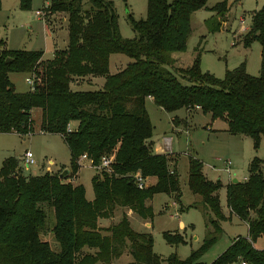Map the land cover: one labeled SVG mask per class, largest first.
Masks as SVG:
<instances>
[{
  "label": "trees",
  "instance_id": "trees-1",
  "mask_svg": "<svg viewBox=\"0 0 264 264\" xmlns=\"http://www.w3.org/2000/svg\"><path fill=\"white\" fill-rule=\"evenodd\" d=\"M209 0H147V17L132 21L137 36H121L114 4L107 0H50L47 11L65 15L68 46L56 51L54 59L43 60L42 51H9L0 45V134L32 133V111L42 113L41 132L60 135L71 154L70 175L45 173L23 177L18 161L6 159L0 168V264H112L126 250L129 264H162L154 252V238L132 229L124 215L107 229L100 219H109L116 208H128L142 219L153 218L146 202L154 195L179 197L176 169H170L169 154H154L149 141L153 126L147 100L168 113L197 107L211 120L227 123L228 132L255 140L264 138V6L252 16L251 29L243 42L262 47L259 77L249 75L244 65L227 71L223 79L203 72L198 55L191 67L176 68L173 54L186 51L191 16L206 8ZM31 0H20L22 11ZM1 7V0H0ZM210 11L224 15L227 1ZM219 29V27L214 28ZM122 54L133 60L117 74L110 75V57ZM9 60L7 63L6 61ZM173 70H171V69ZM10 73L34 76V92L17 93ZM86 77H103L102 90L79 92L71 84ZM176 120V119H175ZM175 120L173 122H175ZM75 126L72 133L68 126ZM87 155L95 165L103 156H115L111 175L92 180L94 200L87 201L82 185L67 180L79 172L80 159ZM197 159L189 160V189L202 198L207 234L202 245L182 260L171 254L167 264H206L203 259L223 235L226 221L219 199L220 182L203 174ZM244 182L227 186V205L232 215L248 225V236L232 241L226 251L210 264H264V173L255 160ZM140 172L156 183L139 190L128 174ZM49 212L54 227L48 226ZM52 232L60 246L53 251L41 236ZM105 233V234H104ZM171 246L184 245L180 235L164 234ZM93 254L80 257L85 249Z\"/></svg>",
  "mask_w": 264,
  "mask_h": 264
},
{
  "label": "rangeland",
  "instance_id": "rangeland-1",
  "mask_svg": "<svg viewBox=\"0 0 264 264\" xmlns=\"http://www.w3.org/2000/svg\"><path fill=\"white\" fill-rule=\"evenodd\" d=\"M107 1L114 4L121 36L124 39L135 38L137 34L132 27V21L140 22L146 19L147 0ZM222 1L224 0H209L206 8L191 16V32L186 51L173 54V58L178 59L175 67L187 69L199 55L202 71L210 73L217 79H223L227 71H232L241 65H244L249 75L259 77L262 47L259 42L245 45L243 38L251 29L253 14L264 6V0H227L226 13L215 15L210 10ZM168 2L172 3L173 0ZM49 4L50 0H31L30 10L22 11L20 0H1L0 45L6 44V49L9 51H42L45 60H53L56 51L65 49L64 40L68 43V26L67 20H64L65 15H53L46 10ZM38 11H45L44 18L36 15ZM44 19H48L49 22L54 21L55 27L61 26L62 34L51 28L46 32ZM215 27L219 29L214 30ZM132 62L133 60L125 55H111L110 74L119 73ZM30 78L32 76L27 73L9 74L10 83L20 94L31 92L27 83V79ZM104 83L103 77H87L81 79L80 83L73 81L71 89L79 92L99 91L102 90ZM146 107L153 126V137L150 141L154 142V148L158 150L161 148L171 156L172 168L177 164L180 193L179 197L175 194L155 195L152 200L154 217L146 220L150 222L151 227L146 228L144 219L137 215L130 216L131 227L139 233H149L153 236L154 252L162 258V264H167L168 257L173 253L184 260L202 245L208 231L206 212L202 198L194 194L188 185L189 160L197 159L203 165L202 171L205 177L213 183L222 184L219 199L222 211L228 218L221 224L222 237L203 259L206 264H210L228 249L232 241L248 236L247 223L230 213L226 188L235 179L244 182L250 175V164L255 160L261 162L264 173V138H261L256 146L255 140L251 137L230 134L226 122L220 120L213 122L210 115H204L195 109V112H190L191 115L187 118L189 111L187 109L168 113L148 101ZM176 117L180 120L186 119L178 129L173 125ZM32 118L34 120L32 133L25 136L16 133L0 134V168L6 159L13 158L20 161L17 171L25 178L39 174V167H43L44 173L60 174L70 166V151L60 135L41 132L42 113L39 109L33 111ZM187 121L188 124L185 123ZM27 153L33 155L36 165L26 170L21 160ZM226 161L232 164L230 174L224 171ZM80 165L76 180L72 178L66 182L82 185L86 190L87 200H92L94 199L92 180L96 176L102 178V174L93 169L88 161H83ZM153 182V179L147 180V184ZM122 211L126 210L118 208L113 216L120 215ZM119 221L118 219L107 223L99 220V227L107 229ZM54 223V215L49 212L48 226L51 230ZM180 223L185 225V229L180 228ZM165 233L182 236L185 244L169 245L164 238ZM41 240L48 242L53 251L60 250L52 232L43 234ZM254 245L258 250L263 249L264 240L259 239ZM94 252L95 250L85 248L79 256ZM129 261L132 262L133 259L126 250L122 258L114 260L112 264H127ZM233 264H241V262Z\"/></svg>",
  "mask_w": 264,
  "mask_h": 264
},
{
  "label": "built area",
  "instance_id": "built-area-1",
  "mask_svg": "<svg viewBox=\"0 0 264 264\" xmlns=\"http://www.w3.org/2000/svg\"><path fill=\"white\" fill-rule=\"evenodd\" d=\"M43 13L42 11H38L36 13V15L38 17H41V18H44L43 17ZM242 23H244V21H242ZM27 83L29 84L30 86V89H31V92H34L35 88H34V83H35V79H34V76H32V78L30 79H27ZM196 109H199L198 107ZM74 127L69 125L68 128H67V132L68 133H72L74 131ZM167 143V142H166ZM168 147V145L166 146ZM81 160H87L90 162L91 164V167L93 169H95L96 171L99 172V174L103 175V174H107V175H111L112 171H111V166L112 164L114 163V160H115V156L114 155H111V156H103L100 160V162L98 164H94L92 161H90L87 157V155H83L80 159ZM22 162H23V166L24 168L27 170L29 169L30 167L32 166H35L36 163H35V160H34V157L31 153H27L23 156L22 158ZM231 162L230 161H226L225 162V169L224 171L227 173V174H230V167H231ZM127 178H130L132 180V182L134 183V185L139 189V190H145L149 187V184H147V178H145L144 176H142V174L140 172H137L135 174H128L126 176ZM242 264H246V263H242Z\"/></svg>",
  "mask_w": 264,
  "mask_h": 264
},
{
  "label": "crops",
  "instance_id": "crops-1",
  "mask_svg": "<svg viewBox=\"0 0 264 264\" xmlns=\"http://www.w3.org/2000/svg\"><path fill=\"white\" fill-rule=\"evenodd\" d=\"M227 1V0H226ZM45 12V11H44ZM53 15H55V14H53ZM57 15H61V14H57ZM64 17V16H63ZM64 20H67L66 19V17L64 18ZM43 21H45V24H46V26H45V29H46V32H48L49 31V29L51 28L52 30H54L55 32L56 31H58V33H60L61 32V34H62V27L61 26H59V27H55V22L53 21H48V19H44ZM53 23V24H52ZM216 28V27H215ZM64 44L66 45L65 46V49L67 48V46H68V43L66 42V40H64ZM1 49H6V44H4L3 45V48H1ZM44 57H45V55H44V52H43V60H45L44 59ZM174 60H175V65L177 64V61H178V59H176V58H174ZM192 66V65H191ZM180 68V67H179ZM189 68V67H188ZM111 75V74H110ZM87 78V77H86ZM85 79V78H84ZM80 81H81V79L80 80H78L77 82H75V83H80ZM148 102H152L153 103V100L152 99H148L147 100ZM185 110V109H184ZM195 110H198V111H200L199 109H195ZM195 110H189V111H187V118H189L190 117V112H195ZM186 111V110H185ZM32 115H33V111H32ZM176 119V120H175ZM174 120H175V122H173L174 124V127H176L175 129H178L179 128V126L182 124V123H184V120L186 121V119H179L178 117H176ZM180 121H179V120ZM32 120H33V118H32ZM178 121L180 122L179 123V125H178ZM33 122H34V120H33ZM186 124H188V121L187 122H185ZM177 125H178V127H177ZM176 133H178L177 131H176ZM10 134H15V133H10ZM149 143L151 144V148H152V151H153V153L154 154H166L167 152H165V151H163L161 148L158 150V149H156V148H154V142H152V141H149ZM18 161V160H17ZM22 161V160H21ZM83 161H87V160H81L80 161V163L81 162H83ZM18 162H20V161H18ZM89 162V161H88ZM171 163H173V161L171 162ZM171 163H170V169L171 170H173L174 168L176 169V172L178 173V170H177V164H175L174 166H173V168L171 167ZM89 164H90V162H89ZM90 166H91V164H90ZM44 169H43V167H39V174H37V175H40V174H42V173H44V171H43ZM45 174V173H44ZM34 176H36V175H34ZM77 176V175H76ZM76 178L77 177H75L74 178V180H76ZM151 179H153L154 180V182L153 183H151V184H149V187L150 186H152V185H154L155 183H156V179L155 178H147V180H151ZM80 185V184H79ZM86 191V190H85ZM158 195V194H157ZM155 196V195H154ZM154 196H153V198H154ZM153 198L151 199V200H148L147 202H146V207H151L152 208V210H153V206H152V200H153ZM87 199V198H86ZM94 199H92V200H87V201H89V202H92ZM118 208H120V207H118ZM118 208H116V210L118 209ZM121 209H125L126 211H122V213L120 214V215H115V216H111L109 219H100V220H103V221H107V223L109 222V221H114V220H120L121 221V219H122V217L124 216V215H126V217L128 218V220H129V223H130V225H131V222H130V216L131 215H137L136 213H134L132 210H130V209H128V208H121ZM115 210V211H116ZM115 211H114V213L113 214H115ZM153 214H154V210H153ZM225 215V214H224ZM138 216V215H137ZM226 216V215H225ZM140 217V216H139ZM141 218V217H140ZM227 216H226V221H227ZM119 221V222H120ZM144 221L146 222V224H145V227L146 228H150L151 227V224H150V222H147L146 221V219H144ZM118 222V223H119ZM117 223V224H118ZM222 224V223H221ZM98 225H99V222H98ZM116 225V224H115ZM113 226V225H112ZM184 224L183 223H180V228L181 229H183L184 228ZM111 227V226H110ZM133 229V228H132ZM185 229V228H184ZM134 230V229H133ZM135 231V230H134ZM137 232V231H136ZM124 255V254H123ZM122 255V256H123ZM122 256L119 258V260L122 258ZM129 256L130 257H132L131 255H130V253H129ZM133 259V258H132ZM133 262V261H132ZM132 262H127V264H129V263H132ZM242 264V263H241Z\"/></svg>",
  "mask_w": 264,
  "mask_h": 264
},
{
  "label": "water",
  "instance_id": "water-1",
  "mask_svg": "<svg viewBox=\"0 0 264 264\" xmlns=\"http://www.w3.org/2000/svg\"><path fill=\"white\" fill-rule=\"evenodd\" d=\"M7 63L9 62V60L6 61ZM71 171L70 169H65L61 172V175H60V179L62 180H65L69 175H70ZM238 181L235 179L233 180V183H237Z\"/></svg>",
  "mask_w": 264,
  "mask_h": 264
}]
</instances>
